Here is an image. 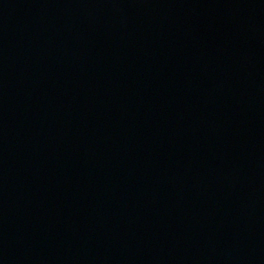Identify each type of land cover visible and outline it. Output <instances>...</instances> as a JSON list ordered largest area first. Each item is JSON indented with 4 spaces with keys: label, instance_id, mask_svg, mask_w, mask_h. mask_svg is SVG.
Masks as SVG:
<instances>
[{
    "label": "water",
    "instance_id": "95a60500",
    "mask_svg": "<svg viewBox=\"0 0 264 264\" xmlns=\"http://www.w3.org/2000/svg\"><path fill=\"white\" fill-rule=\"evenodd\" d=\"M0 264H264V0H0Z\"/></svg>",
    "mask_w": 264,
    "mask_h": 264
}]
</instances>
